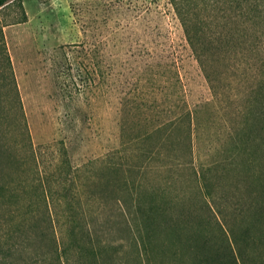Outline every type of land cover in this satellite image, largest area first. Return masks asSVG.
Listing matches in <instances>:
<instances>
[{
    "label": "rangeland",
    "instance_id": "rangeland-1",
    "mask_svg": "<svg viewBox=\"0 0 264 264\" xmlns=\"http://www.w3.org/2000/svg\"><path fill=\"white\" fill-rule=\"evenodd\" d=\"M0 28L14 76L6 77L0 60V187L17 188L15 198L0 196V264H59L73 219L102 251L96 262L88 249L82 264H139L128 227L136 191L121 181L148 175L145 185L181 193L183 204L199 210L198 225L207 211L195 183L163 182L189 159L197 171L215 172L210 201L224 219L247 190L264 206V141L255 162L230 168L236 127L257 106L247 108L245 97L262 76L255 68L264 60V25L242 52L205 29L213 40L201 56L213 60V91L170 0H12L0 8ZM182 118L192 158L179 141L183 129L163 145L154 132ZM48 181L53 202L43 193Z\"/></svg>",
    "mask_w": 264,
    "mask_h": 264
},
{
    "label": "trees",
    "instance_id": "trees-1",
    "mask_svg": "<svg viewBox=\"0 0 264 264\" xmlns=\"http://www.w3.org/2000/svg\"><path fill=\"white\" fill-rule=\"evenodd\" d=\"M10 1L12 0H0V8L6 6ZM170 2L184 29L186 39L197 56V62L213 91L212 73L215 71L212 69L213 60L201 56L211 49V47L210 49L206 48L208 40L216 35L217 40L231 43L232 50H236L235 47L240 46V52L249 50L251 40L247 39L252 38L253 33L257 30L255 28L264 25V0H170ZM205 29H209L212 37ZM261 35L262 33L258 37L260 38ZM244 38H246L245 43L239 44L238 42L244 41ZM262 41L264 44L263 38ZM253 44H255L254 41ZM231 49L227 50L231 51ZM215 51H222V49H215ZM0 60L2 72L9 80L14 81L1 28ZM235 64L244 66L238 62ZM255 70L262 71V76L254 84V89L250 93L248 92L245 102L249 106H257L253 107V110L251 106L247 107L251 110L244 113L245 124L236 127V133L240 135L236 141L237 150L233 155L232 167H230L234 172L239 167H245L248 163L256 161L255 155L260 152L264 141V123L260 120L264 117V60L262 64L256 65ZM213 94L216 97V93L213 92ZM14 95L18 100L17 91ZM19 110L23 117L20 105ZM187 118L190 119V114L187 115ZM184 122L185 120L182 118V121L178 119L156 128L154 132L158 133V144H169L172 137L178 136L179 131L183 129L182 123ZM21 127L27 134V125L24 120ZM182 134L179 141L185 146L187 156L192 158L190 124L182 130ZM144 136L149 137L150 135ZM57 144H60V148L63 150L62 154H65L63 141ZM261 150L263 151L262 148ZM175 168L176 171H182V173L163 179L164 184L187 180L194 182L195 188L201 196L203 207L207 211V218L201 217L197 225L195 218L198 217L199 210L191 205L183 204L181 193L167 196V188L145 185L142 181L143 178L144 181H153L147 177L148 175L138 181L136 179L129 181L124 178L121 181L124 188L128 190L129 182H131L136 191V196L129 201L134 220L128 222V227L132 228V232L135 233V247L139 264H264V230L259 227L264 222V206L261 208L258 206L257 199L251 191H244L247 193V197H243V201H238V205L241 206L238 210L234 209L230 219H224L219 215V212H215L212 201H210L213 189L209 182L212 178L210 174L215 172L212 169L197 171L190 159L185 162L181 161ZM57 170L62 171L61 168ZM188 171H191V175L186 174ZM65 173L66 176L70 174L67 170ZM55 182L62 183L61 180ZM136 182L137 185H135ZM51 187L52 183L48 181L47 186H44L43 193L46 200L53 202L54 189ZM3 192H6L11 198H15L17 188L2 186L0 187V196ZM206 222L211 226L209 231L204 229ZM70 223L71 225L67 226L68 233L66 234L67 238L69 237L68 241L60 239L62 246L58 251L59 255L57 254L59 264H62L61 257L65 264H82L88 249L89 256L97 262V259L102 256V251H94V247L90 245L91 237L88 226H80V223L74 219ZM198 226L203 231H199ZM77 227L80 228L77 229ZM213 231H217L215 235H212ZM83 232L86 238L81 235ZM104 245L101 244L98 248L107 249L108 243ZM52 264H56V261H53Z\"/></svg>",
    "mask_w": 264,
    "mask_h": 264
}]
</instances>
